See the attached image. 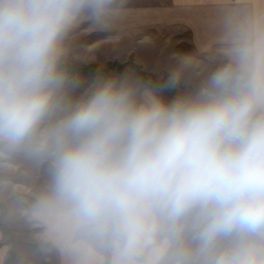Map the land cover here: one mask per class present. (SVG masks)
I'll list each match as a JSON object with an SVG mask.
<instances>
[{
  "label": "clouds",
  "instance_id": "9594fccd",
  "mask_svg": "<svg viewBox=\"0 0 264 264\" xmlns=\"http://www.w3.org/2000/svg\"><path fill=\"white\" fill-rule=\"evenodd\" d=\"M111 0H0V147L48 160L82 264H264V35L198 96L71 102L63 37Z\"/></svg>",
  "mask_w": 264,
  "mask_h": 264
},
{
  "label": "rangeland",
  "instance_id": "374dc122",
  "mask_svg": "<svg viewBox=\"0 0 264 264\" xmlns=\"http://www.w3.org/2000/svg\"><path fill=\"white\" fill-rule=\"evenodd\" d=\"M168 2L111 0L101 11L84 10L61 42L58 68L65 77V98L76 102L108 81L132 88L139 103L159 97L153 80L138 73L139 66L158 79L173 76L175 80L167 87L177 89L176 98L198 96L213 75L230 64L215 55L195 54L187 47L189 32L185 28H151L150 6ZM141 15L144 22L149 17V24L140 22ZM165 99L175 100L170 95ZM51 188L48 160L0 147L1 223L8 238L27 241L43 264H49L44 261L49 246L40 241L42 228L35 214L47 211L52 215L58 210L54 204L43 203L51 199Z\"/></svg>",
  "mask_w": 264,
  "mask_h": 264
},
{
  "label": "crops",
  "instance_id": "0c3cea01",
  "mask_svg": "<svg viewBox=\"0 0 264 264\" xmlns=\"http://www.w3.org/2000/svg\"><path fill=\"white\" fill-rule=\"evenodd\" d=\"M150 8L151 28H185L189 32L187 47L195 54L215 55L230 65L235 64L238 49L264 35V0H169ZM148 19L144 22L141 15L140 22L149 24ZM47 213L35 214L42 228L40 241L49 246L44 261L82 264L84 256L60 225L58 210L52 215ZM27 243L15 236L8 238L0 211V264H43L37 250Z\"/></svg>",
  "mask_w": 264,
  "mask_h": 264
},
{
  "label": "trees",
  "instance_id": "16d2710c",
  "mask_svg": "<svg viewBox=\"0 0 264 264\" xmlns=\"http://www.w3.org/2000/svg\"><path fill=\"white\" fill-rule=\"evenodd\" d=\"M112 62H109L108 64H110ZM83 65V64H82ZM142 67H138V73L145 79V80H148V79H152L153 80V83H152V86L156 89V93L157 95L161 98L162 102L167 104V103H170L172 101H168L165 99V97L167 95H170L173 97V99L176 98V95H177V89H169V87L167 86H170V83L173 82V80H175V78L173 76H168L163 78V79H158L156 77L155 74L153 73H145L144 71H142L141 69ZM73 73V71H72ZM97 74V73H96ZM161 82V83H160ZM163 83L165 85V87H162L163 86ZM167 87V88H166ZM163 88V89H162ZM162 89V90H161Z\"/></svg>",
  "mask_w": 264,
  "mask_h": 264
}]
</instances>
